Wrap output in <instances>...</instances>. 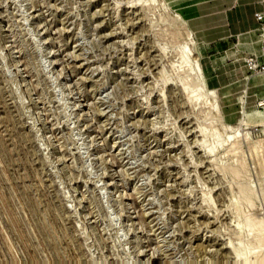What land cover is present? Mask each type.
Listing matches in <instances>:
<instances>
[{
	"label": "rangeland",
	"instance_id": "rangeland-1",
	"mask_svg": "<svg viewBox=\"0 0 264 264\" xmlns=\"http://www.w3.org/2000/svg\"><path fill=\"white\" fill-rule=\"evenodd\" d=\"M250 3L0 0V264H264Z\"/></svg>",
	"mask_w": 264,
	"mask_h": 264
},
{
	"label": "crops",
	"instance_id": "crops-1",
	"mask_svg": "<svg viewBox=\"0 0 264 264\" xmlns=\"http://www.w3.org/2000/svg\"><path fill=\"white\" fill-rule=\"evenodd\" d=\"M240 6H243L242 8H237L238 11H230L229 13V26L225 28L227 30L228 34H234L236 32L241 31H247L256 28L257 32L259 29V23L254 18V12L256 11H264V0H252V3L250 4H241ZM218 26L216 27V29ZM223 36V37H225ZM221 37V38H223ZM219 39V38H217ZM211 42V41H210ZM217 45H213V50L216 51ZM212 55V54H211ZM262 62H264V57L262 58ZM246 71V70H245ZM255 78L257 82L263 84L264 83V77L258 76V77H252Z\"/></svg>",
	"mask_w": 264,
	"mask_h": 264
},
{
	"label": "built area",
	"instance_id": "built-area-1",
	"mask_svg": "<svg viewBox=\"0 0 264 264\" xmlns=\"http://www.w3.org/2000/svg\"><path fill=\"white\" fill-rule=\"evenodd\" d=\"M254 18L259 23L258 33L261 41L260 52L245 55L242 59V63L246 72L249 73L251 77H258L264 76V62H262V58L264 57V11L254 12ZM257 105L259 107L264 106V101H258Z\"/></svg>",
	"mask_w": 264,
	"mask_h": 264
},
{
	"label": "bare ground",
	"instance_id": "bare-ground-1",
	"mask_svg": "<svg viewBox=\"0 0 264 264\" xmlns=\"http://www.w3.org/2000/svg\"><path fill=\"white\" fill-rule=\"evenodd\" d=\"M210 148V147H209ZM210 150V149H209ZM237 254H238V252H237Z\"/></svg>",
	"mask_w": 264,
	"mask_h": 264
}]
</instances>
